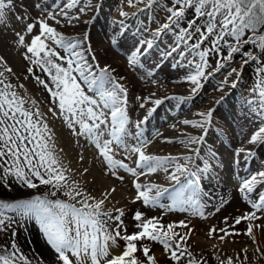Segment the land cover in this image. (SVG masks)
I'll return each mask as SVG.
<instances>
[{
    "label": "snow or ice",
    "instance_id": "1",
    "mask_svg": "<svg viewBox=\"0 0 264 264\" xmlns=\"http://www.w3.org/2000/svg\"><path fill=\"white\" fill-rule=\"evenodd\" d=\"M128 2L131 5L134 0ZM159 2L160 0H147L144 11L151 12ZM78 3L79 0H69L65 7L71 9ZM168 4L165 9L166 22L158 25L153 39L161 35L173 36V46L164 52V56L171 58L178 53L179 64L175 66H187L190 69L185 80L195 86L192 88L193 93L203 87L204 79L210 80L228 67L234 54L240 55L245 64L250 62L249 58L251 61L260 59L257 55L245 53L241 44H251L264 53V0H168ZM12 6L13 0H0V24L4 23L6 10ZM90 7L89 0H85V7H81L79 11L83 13ZM189 11L192 13L191 18L188 16ZM62 15L69 22L79 19V16L69 17L67 11L62 12ZM127 15L121 13L125 18ZM23 19L24 17H17L18 21ZM52 19H55L54 15ZM114 23H118L119 28L110 42L121 48L127 30L123 20ZM37 26L39 34L34 35L30 43H25L23 32L16 33L17 39L25 48L26 61L48 77V82L39 76H35V79L50 92L60 117L72 134L84 136L90 141L98 150L102 162L106 161L107 166L113 170V175H116L115 170L119 168L138 180L145 171L168 172L169 166H174L170 179L175 182V186L170 194L171 204L167 210L186 213L194 209L195 214L206 219L207 214L202 202L197 199V193L201 188V181L205 176L211 177L216 167L212 163L217 156L215 151L210 149L206 155H201L202 148L207 144L214 110L198 113L203 118L200 121H184V124L198 129H205L207 126L203 134L189 138V143L200 145L191 150L192 155L172 158L146 154L142 150L148 143L144 139L143 128L155 115L156 107L149 109L141 120L131 121L127 109V89L110 72V65L100 66L90 41L87 38L66 37L45 20H35L27 24L23 31L31 34ZM248 33L251 36L244 39ZM152 47V40L137 41L131 52L126 53L130 64L140 66L141 58ZM223 49H227V55H223ZM210 57L216 58L215 68ZM11 71V68L7 69L8 73ZM28 71L33 73V68L29 67ZM232 74L237 75L238 83L242 72L231 68L228 75ZM236 83L227 85V80L221 81L218 90H222L224 86L236 87ZM14 88L4 71H0V181L5 182L9 190L15 184L21 189H37L44 185L53 191L27 198H0V232H7L11 228L13 236L9 245L0 247V264H32L14 239L15 227L28 221H34L39 226V232L53 250V264H74V261L75 264H141L135 258V252L136 242L143 239L161 243L175 264H184L185 260L187 264H206L188 250L185 235L177 233L174 237H169L167 232H162L163 225L159 223V218H146L144 213L136 211L133 220L137 222L139 231L129 234L123 221L125 213L122 209H116V214L113 215L111 210L105 209V199H96L80 190L65 175L66 169L55 153L51 129L41 113L25 107L26 100ZM250 91L258 97L260 115L264 117V62L257 68V78ZM171 99L181 105L192 102L182 96ZM255 102L248 100L249 104ZM153 103L159 106L163 101L155 100ZM217 103L222 104L223 100ZM139 107L143 108L145 104L140 103ZM130 124L136 129L134 133L129 128ZM249 142L264 144V119L250 135ZM117 149L125 152L124 159L115 158ZM241 154L245 164L252 156L251 151L236 149L233 161L236 166L240 164ZM133 155L137 156L135 168L125 163ZM116 178L124 179L118 175ZM254 185L264 186V171L241 180L238 191L244 194V199L254 211L236 217L234 225L230 227L239 225L243 220L257 219V213L264 212V193L258 194L256 200L249 196L255 191ZM134 187L137 190L136 201L145 206L164 207L160 201L163 194L169 192L168 188L139 182H134ZM57 192H62L69 199L49 198L56 196ZM219 210L216 209L217 212ZM227 221L228 217H225L224 223L227 224ZM179 225L188 227L184 221H180ZM172 227V224L168 225V228ZM209 231L212 234L221 233L219 239L222 241L226 235H240L215 226ZM246 234H253L251 223L247 226ZM121 240L124 241L122 248L119 244ZM150 251L148 247L143 248L145 259L148 264H156ZM217 259L220 260L219 257ZM220 264L234 262L227 258L220 260Z\"/></svg>",
    "mask_w": 264,
    "mask_h": 264
},
{
    "label": "bare ground",
    "instance_id": "2",
    "mask_svg": "<svg viewBox=\"0 0 264 264\" xmlns=\"http://www.w3.org/2000/svg\"><path fill=\"white\" fill-rule=\"evenodd\" d=\"M68 2L69 0H13V6L9 10H6L4 23L0 24V58H2L0 59V65L4 67L0 68V70L4 71V73H8L7 69L11 68V73H8L7 75L12 78V81H23L24 78L22 79L19 75L23 71V64L27 61L24 56L25 48L20 45L16 33L23 32L25 35V43H30L32 37L39 34V27L37 26L31 34L24 32L23 29L27 24L32 23L35 20H45L50 26L56 28L58 32L66 37H81L87 38V41H90L91 49L99 60L100 66L104 67L110 65V72L125 86L127 91L130 90L131 93L133 92V94H131V99L134 102V105L139 107L140 103H145V107H139L140 110H142V113L137 116L142 115L144 117L148 110L153 107H156V109L159 110L156 111L157 115L152 116L143 128L145 132L144 139H146L148 143L143 146L142 150L146 154L172 158L192 155L193 153L191 150L200 147V145L189 143V138L200 136L205 130H207V126H205V129H198L191 125L184 124V121H200L203 118L198 115V113L207 112L210 109L214 110L211 130L208 131L207 135V144L202 148L201 153L202 156L206 155L210 149L217 153L216 158L212 160V163L216 165V167L215 170L212 171L211 177L205 176L201 181V183L205 182L207 184L208 188L206 189H208L211 195L210 197H207L204 195L205 193L202 194L201 191L199 195V200L202 202L207 218L204 219L198 214H195L194 209L191 210L192 212L189 211V213H191L189 218L185 217L184 214H176L175 216H177V218H174L178 221H184L187 225V219H190V223L187 227V235L190 237L192 234V238H195L196 243H203L207 246L210 244L213 245V243H219L217 244L219 248L232 250H240L242 246L247 250L256 251L258 258L264 260V212H258L257 219L251 221L246 220V226L244 229L237 228L230 231L240 233V235H232V237H235V242L225 239L223 241L220 240V242L212 241V233L209 231L213 226L217 229L224 228L223 225L220 227L215 219L218 217V214L221 216L225 213L222 211L221 205H225L223 210H228V208H230L236 201H239V203L241 202V204L244 205V208H246V213L254 211L251 204L244 199V194L238 191L243 178H249L251 175L256 174L259 171H264V150L257 154L256 151H259V143L252 144L249 142L250 135L260 126L261 120L256 118L258 116L255 117V113L250 115L248 111L240 108L243 103L247 102L244 101L247 98L244 97L245 99L240 98L237 100L231 99L230 94L232 90H229L230 86H224L226 90L224 87L222 90H218L220 83L217 85L216 82L215 84L217 86L211 89L204 88V90L201 88L197 93H193L192 88L195 86L185 80L186 75L184 72L182 73L179 71L178 73H174V70L172 71L171 68H167L168 66L171 67V63L173 67H178L175 65L179 64L178 53L174 54L171 58L164 56V52L173 46V36L161 35L157 39H153V34L156 32L158 25H162L166 22L167 13L165 9L169 6L168 3L159 2L158 5L153 6L151 12H148L144 11L147 8V0H134V3L131 5L128 0H99V2H97V0H89L91 7L86 8V11L81 13L79 9L85 7V0H79L78 5L71 9L65 7ZM36 5H39V7H36ZM64 11H67L69 17L79 16V19L69 22V20L62 15V12ZM121 13H127V18L121 16ZM53 15L55 16V19H52ZM18 16L24 17V19L18 21ZM110 17L114 22L124 21L127 31L121 48L115 47L110 42V38L119 28L118 23H113V28L106 30L104 28L105 23L101 22L102 19L107 21ZM100 19L101 21H99ZM140 39L152 40V43L156 42L160 44L154 51L156 58H158L157 60H150V57L149 59H145L146 56L144 55L141 58V60L144 59L141 61V65L133 66L130 64L126 53H130L135 43ZM142 51H146V49H142ZM161 57H163V59ZM144 61L148 62L144 63ZM141 71L144 73L142 74ZM232 83L234 82L227 79V85H232ZM32 84L29 81H24L22 87L20 86L17 88L21 93H23L22 91H25L24 95H22L23 98H27L28 95L31 96L33 100V97L36 98L38 93ZM25 94H27V96ZM174 96H182L192 102L181 105L176 100L171 99V97ZM193 97H195V99L201 97V99L199 102L192 105L195 100H193ZM155 100H162L163 103L156 106L153 103ZM220 100H223L222 104L217 103ZM168 104H170V106H168ZM186 105L188 108L190 107L196 116H186L185 113L187 112L183 109V106ZM257 108H259L258 105ZM258 111H260V109H258ZM49 113L52 115L56 114L54 109L49 110ZM165 115H168L169 117L167 122H165ZM176 116L182 117L176 118ZM64 124L65 123H63V125ZM159 125H163L162 128L158 127ZM152 129L153 134H150L151 132L149 131ZM63 130L65 129L63 128ZM63 130L61 131V134L65 133ZM130 130L133 133L136 131L134 127ZM78 138L80 139V136H78ZM67 139L69 140V138ZM66 141L64 142L66 148L65 153L68 150V153L70 154L69 159H67V165H71L78 169L82 164L79 162L80 157H78L76 153L74 154L70 145ZM130 142L134 143L132 141ZM74 147L75 146H73V148ZM238 148H243L245 151H251L252 156L249 158L247 164L244 162L243 154L239 156V166H236L233 163L236 158L234 153ZM69 149H71V152H69ZM116 153V159H124L125 152L123 150L117 149ZM87 156L89 157H87V160L92 163L93 167L91 166L92 168L90 172H87L89 176H84L85 182L88 180L90 185V188H86V192L88 191L90 196H93L96 199H105L104 207L106 210H111L112 212H114L113 210L116 211V209L124 210L132 205L130 203L136 202L135 198L137 196V190L134 187V182H139L141 184H156L168 188L169 192L167 193L169 194L164 193L168 196L171 194L172 189L175 186V182L170 179V175L174 171V166L172 165L169 166L168 172L158 170L156 173H147L145 171V174L140 175L137 180V177H134L124 169H116V175H113V170L107 166L106 161L102 162V157L98 154V150L94 145H92L91 149L88 148ZM256 157L258 158V164L250 166L251 162L255 161L254 158ZM136 160L137 156L133 155L131 159L125 160V163H128L129 166L135 168ZM181 163H183V161H181ZM137 171L141 170L137 169ZM117 175L124 177V179H117ZM181 179L183 180L184 177ZM253 187L255 191L250 193L249 196L257 197L258 194L264 193V186L254 185ZM215 189H218L219 192H213ZM239 198L244 199V201H240ZM217 208L220 209L218 212L216 211ZM230 210L232 211L233 208H230ZM189 213H186V215ZM223 221L224 220H222V222ZM227 222H229V220ZM249 223L253 225V234L251 236L246 234ZM229 224L234 225V222ZM34 225L35 224L33 223H29V231L32 234L37 233V229ZM33 241H35L38 250L43 252L44 249L41 244V239L38 237L35 239V237H33ZM246 243H250V245H245ZM115 251L119 252L118 249Z\"/></svg>",
    "mask_w": 264,
    "mask_h": 264
},
{
    "label": "rangeland",
    "instance_id": "3",
    "mask_svg": "<svg viewBox=\"0 0 264 264\" xmlns=\"http://www.w3.org/2000/svg\"><path fill=\"white\" fill-rule=\"evenodd\" d=\"M160 2L161 3H166V4L168 3L167 0H160ZM191 15H192V13H191V11H189V13H188L189 18H191ZM99 21H101V19ZM101 22L102 23H105L104 24V28L106 30H109L110 28H113L114 21L111 20V17L108 18L107 21L102 19ZM262 31H264V30H262ZM250 36H251V33H248V34H246V36L244 37V39H248ZM159 45H160L159 43L153 42L152 50H150V51L147 52V54L145 55L146 56L145 59H149V57H150V60L151 59L157 60L158 57L156 58L154 51H155V48L157 46H159ZM240 47L243 49V51L245 53H252L253 55L259 56L260 59H258L256 61H251L250 58H249V61L250 62L247 63V64H245L243 62V59L241 58L240 55L234 54L233 60L231 62H228V67H226L225 69L221 70V72H218L214 76V78H212L210 80L209 79H204L203 80V82H202L203 87L202 88L203 89L204 88L211 89V88L219 85V83L221 81H225L227 79L228 80H231V82H234L235 83V82H237V79H238L237 78V75L236 74H232V75L229 76L228 75V71H230L231 68H236V69L240 70L242 72V78H240L239 79V82L236 83V87H230L229 88V90H232L231 91V94H230V98L231 99H235V100L240 99V98H244V97L247 98V99L244 98L245 99L244 101H247L246 102L247 104L246 103H243V105H241L240 108L243 109V110H245V111H248V113L250 115H252V114L255 113V117L258 116L256 118H258V120H262L264 118L259 114L260 111H258L259 108H257V105L259 103L258 102V97L257 96H254L251 93L250 88L252 87L253 83L256 81V78H257V68H258V66H261L262 65V62H264V53H262L260 49L254 48L251 44H241ZM60 52H61V55L64 54L62 50H60ZM222 52H223V55H227V49H223ZM143 60L144 59H142L141 61H143ZM210 61H211V64H212L213 68H215V66H216V63H215L216 62V58L215 57H210ZM147 62L148 61H144V63H147ZM29 67H32L33 68V73L34 74L33 73H30L28 71V68ZM0 68H4V67L0 65ZM167 68L168 69L171 68L172 71L174 70V73L175 72L178 73L179 71L182 72V73L184 72L185 75H187L190 72V69L187 66L173 67L172 63H171V67L168 66ZM211 70L212 69H209V71H211ZM138 73H139V71H138ZM141 73L143 74L144 72L141 71ZM7 74L8 73H5V77L7 78V80L12 85L15 86L14 90L22 98H23L22 95H24L25 91H22L23 93H21V92H19L17 90V88L20 87V86H22L24 81H29L31 84L33 83L32 85H34V88H35L36 92L38 93L36 95V98L37 99L35 97H33L34 98V100H33L32 97L29 96V95H28L27 98L24 97V99L26 100L25 107H31L34 110H38L39 112L40 111L42 112V113L40 112L42 118L44 119V121L48 124L49 128L51 129V134L53 136V143H54V146H55V153L59 156L60 161H61L63 167L66 169L65 175H67L69 177V179L72 180L73 182L76 180L74 182L76 184V186L80 190L82 189V191H84L86 194L90 195V193H88V191L86 192V188H88V187L90 188V185L88 183L89 181L86 180L87 182H85V177L84 176H89V174H87V172L89 173L90 170H91V168L93 167L92 163L87 160L89 158L87 156V150H88V148L89 149L92 148V144L84 136L83 137L80 136V139H79L77 135H73L72 132L70 130H68V127H67L66 122H63L62 118L60 117V114L57 112L58 110L55 107L56 105L53 103V100H52V97L50 95V92L47 89H45L40 83H38L37 80L35 79V76H39L41 79H44L45 82H48V77L46 76V74L43 73V72H41L39 68H37V67H35L33 65H30L28 62H25L23 64V71L19 75V76H21L22 79L24 78L23 81L13 82L12 81V78L9 75H7ZM136 74H137V72H136ZM223 74H224V76H223ZM220 76H222V77H220ZM215 82H216L217 85L215 84ZM225 90H226V88H225ZM245 90L247 91V93H246ZM131 94H133V92L131 93V91L129 90L128 91V99H130V100H128L129 103H128L127 109H128L129 116L132 118L131 121L136 122L137 120H141L143 118L142 115L137 116L138 114H141L142 113V110H140L139 107H137L136 105H134V102L131 99ZM248 94L251 95V96H249ZM25 95L27 96V94H25ZM250 97H251L252 100H255L257 102H255L254 104L253 103L252 104H249L248 103V100H251ZM200 99H201V97L199 99H195L193 101L192 105H194L197 102H199ZM38 103L40 104V106H39ZM168 106H170V104H168ZM188 106H189V104H188ZM183 107H184L183 109H185L184 111L187 112V113H185L186 116L187 115L190 116V117L196 116V115H194V113L190 109V107L188 108L187 105L186 106H183ZM224 107H225V105H224ZM53 109L56 112L55 115H52V114L49 113V110H53ZM157 111H159V110H157ZM155 115H157V114L155 113ZM180 117H182V116H176V118H180ZM60 118H61V120H60ZM168 120H169L168 115H165V122H167ZM55 121H56V123H55ZM59 122H61V123H59ZM53 123H55V124H53ZM63 123H65V124L63 125ZM162 126L159 125L158 127L162 128ZM62 127L65 130H63ZM129 128L130 129L132 128V125L131 124L129 125ZM60 129H62L63 132H65V133H62L61 134V131L62 130H60ZM57 132L60 133L61 135L58 134ZM149 132H151L150 134H153V129L151 131H149ZM66 134H67V136H66ZM64 135H65V137H64ZM59 136H61V137H59ZM67 138H69V140ZM66 139H67V141H66ZM65 141L70 145V148L72 149V151L74 152V154L76 153V155H78V157H80L79 158L80 159L79 162H80V164L81 163L82 164H81V166L78 169L75 168V167H72L71 165H67L68 164V160L67 159H69V155L70 154L68 153V150L65 153V150H66L65 145H64V142ZM71 142H73V143H71ZM61 143H62V145H61ZM62 146H63V148H62ZM73 146H75L74 147L75 149L73 148ZM258 148H259V151L258 150L256 151L257 154L260 151L264 150V144H259L258 145ZM71 149H69V152H71ZM81 157H82V159H81ZM254 160L255 161H252L251 164H250V166H253V165L258 164L257 163L258 158L256 157V158H254ZM85 165H87V166H85ZM88 168H89V171H88ZM85 169H87V171H85ZM78 175H79V178H78ZM37 183H38V181H37ZM201 185L202 186L198 190V193H197V198L199 199V197H200L199 196L200 195V191H201L202 194L205 193L204 195H206L207 197H210L211 195H210L208 189H206V188H208L207 184L205 182L204 183L202 182ZM84 187H85V189H84ZM50 191H53V189H50V188H48V187H46L44 185H41L37 189H21V188H17L15 186V184H13L12 189L9 190L5 186V182L0 181V198H7L9 200L16 199V198H27V197H30L32 195H42V194H45V193L50 192ZM213 192L218 193L219 191H218V189H215V190H213ZM167 194H169V193H167ZM164 195L162 196L161 201H160V203L163 204L164 207H159V206H155V207L145 206V205H143L142 202L136 201V202L130 203L132 205L130 207H128V208H126V209L123 210L124 213H125V215L123 217V221H124V224L127 227V232L129 234H132V233H135V232L139 231V229L136 227L137 222L133 220V215H134V213L136 211H140V212L144 213V215H145L146 218H154V217L155 218H159V223L161 225H163L162 232H167V234H168L169 237H174L175 234H177V233L178 234L185 235L186 246H187L188 250L196 258H198L202 262H206V264H220V260H226L227 258H231L233 260L234 264H264V260H262L261 258H258L256 251L247 250V249L243 248L242 246H241L240 250H232V249L219 248L217 246V244H219V243H213V245H215V246H213L212 244H210V245L207 246L206 244H203V243H196L195 242L196 241L195 238H192V234L190 235L191 238L188 237L189 235H187V233H188L187 228L186 227H183V226H180L179 223H178L180 221H178L177 219L174 218V217L177 218V216H175L176 214H184L185 217H188L189 218V216L191 215V213H189V211L192 212L191 210H193V209H190L188 212H186V213H189L188 215H186V213H180V212H176V211H172V212L169 211L168 212L167 208L171 204V199H170V195L169 196L166 195V194H164ZM49 198L50 199L60 198V199L66 200V201L69 199L68 197H65L62 194V192H57L56 193V196H50ZM250 198L252 200H256L257 199L256 196L255 197L254 196H250ZM239 200L240 201H244V199H242V198H239ZM111 201H112V199H111ZM217 205H220V204H217ZM221 206H222V208H221L222 211L225 212V213L222 214L221 216H220V214H218V217L215 218L216 219V222L218 223V225L220 227H222V225H223V227L224 228H227L229 230V232L231 230H235L237 228L238 229H244L245 228V226H246V220H243L239 225H236L234 227H230V226H232V224H229L231 222H234V220H235L236 217H241V216H243L246 213V208H244V205L241 204V202L239 203V201H236L230 207V208H233L232 211L230 210V208H228V210L227 209L226 210H223L225 208V205H221ZM113 211H114L113 212V215H115L116 214V211L115 210H113ZM225 216L228 217V220H229V222H227V224H225L224 221L222 222V220H224ZM187 221H188V225H189L190 219H187ZM29 223L35 224L34 226L37 229L36 230L37 233H34V234L30 233V231H29ZM171 223H172L173 227L172 228H168V225L171 224ZM34 226H32V227H34ZM38 229H39V226H37V224L34 221H28L24 225H20V226H16L15 227L16 236L14 237V239L16 240L17 244L19 245V248L23 251V253H25L27 255V257L32 261V264H53L54 258H55L54 257V252L51 249V247L47 244L46 239L43 237V235L40 232H38L39 231ZM40 235H41V237H40ZM211 235H212V239H211L212 241H218V242H220V239L218 237H219V235H221V233H217L215 235L211 234ZM33 237H35V239H36V237H38V238L41 239V242H42L41 244L43 245V249H44L43 252L41 250H38V248L35 245V241H33ZM176 238L178 239V237H176ZM234 238L235 237H232V236H227V235L225 236V240H230V241L235 242V239ZM12 239H13V236H12V229L11 228L7 232H0V247L9 245L11 243ZM119 244H120V246L122 248L123 245H124V241H122V240L119 241ZM233 244H235V243H233ZM136 245H137V250L135 252V258L138 261H140L141 264H148V262L145 259L144 252H143V248L144 247H148L151 250L150 251V254L155 257L156 264H175V262L171 260L169 252L158 241H153V240H150V239H143V240L137 241L136 242ZM245 245H250V243H246ZM218 257L220 258V260L217 259ZM74 264H75V261H74ZM184 264H187L186 260L184 261Z\"/></svg>",
    "mask_w": 264,
    "mask_h": 264
}]
</instances>
